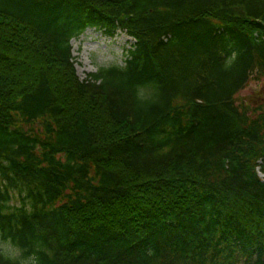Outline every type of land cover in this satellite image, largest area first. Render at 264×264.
<instances>
[{"label":"trees","instance_id":"16d2710c","mask_svg":"<svg viewBox=\"0 0 264 264\" xmlns=\"http://www.w3.org/2000/svg\"><path fill=\"white\" fill-rule=\"evenodd\" d=\"M88 29L135 44L79 81ZM0 31V264H264V0H0Z\"/></svg>","mask_w":264,"mask_h":264},{"label":"rangeland","instance_id":"374dc122","mask_svg":"<svg viewBox=\"0 0 264 264\" xmlns=\"http://www.w3.org/2000/svg\"><path fill=\"white\" fill-rule=\"evenodd\" d=\"M1 33L2 31H0V36ZM3 43L4 42H2V44ZM134 44V39L124 31H117L115 36L108 37L104 33L93 29L86 30L81 36L72 39L70 42L76 78L79 81H85L88 79L89 75L95 74L99 69L110 66L122 67L126 59V51L132 48ZM4 49H7L9 53L12 51L10 54H19V52L15 53L11 45L10 47H4ZM26 53L27 55L29 54L27 51L22 54L26 55ZM34 64L40 65L38 61H35ZM18 76L21 75L18 74ZM56 79L57 78H55V82L58 84L59 90L61 89L63 92L60 95V97L62 96L61 100L63 99L64 101V99H66L67 108L71 103V106L66 111L67 113L72 112L75 109L72 103L74 99L70 95V98H68L65 83H58ZM261 90V84L252 82L249 87L240 94V99L247 101V99L253 98V96H256V98L262 97ZM35 128L39 129V125H36ZM0 251L3 253L12 252L9 246L1 240Z\"/></svg>","mask_w":264,"mask_h":264}]
</instances>
